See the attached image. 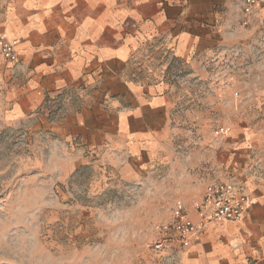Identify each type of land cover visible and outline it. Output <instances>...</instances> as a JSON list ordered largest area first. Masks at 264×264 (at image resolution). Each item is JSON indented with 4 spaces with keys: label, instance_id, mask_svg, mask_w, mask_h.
<instances>
[{
    "label": "rangeland",
    "instance_id": "1",
    "mask_svg": "<svg viewBox=\"0 0 264 264\" xmlns=\"http://www.w3.org/2000/svg\"><path fill=\"white\" fill-rule=\"evenodd\" d=\"M244 40L196 68L145 57L170 85V130L152 158L114 157L95 147L60 99L15 120L0 93V264H178L158 250L156 226L175 205L191 207L231 134L264 130V14ZM69 98V97H68ZM67 98V99H68ZM224 126L226 135H218ZM264 152L263 150H261ZM259 168L257 154L244 163Z\"/></svg>",
    "mask_w": 264,
    "mask_h": 264
},
{
    "label": "crops",
    "instance_id": "2",
    "mask_svg": "<svg viewBox=\"0 0 264 264\" xmlns=\"http://www.w3.org/2000/svg\"><path fill=\"white\" fill-rule=\"evenodd\" d=\"M241 3L0 0V35L16 40L19 53L14 63L0 57L4 102L21 121L53 110L64 98L76 106L66 121L93 146L114 157L152 158L170 130L172 97L145 57L157 54L196 68L218 56L247 36ZM228 137L232 144L208 182L237 180L253 204L241 221L208 225L180 250L178 264H264V130L246 128ZM253 153L257 169L244 164Z\"/></svg>",
    "mask_w": 264,
    "mask_h": 264
},
{
    "label": "built area",
    "instance_id": "3",
    "mask_svg": "<svg viewBox=\"0 0 264 264\" xmlns=\"http://www.w3.org/2000/svg\"><path fill=\"white\" fill-rule=\"evenodd\" d=\"M260 13L264 14V0H242L241 25L245 27L256 22ZM0 57L6 62H18L17 41L0 35ZM226 133L224 126L217 130L218 135ZM252 204V197L237 180L215 178L206 184L200 197L192 200L194 216L190 214L188 206L179 201L173 209L171 220L156 226L163 238L152 245L158 250H166L174 245L180 249L187 248L208 225L223 220L241 221Z\"/></svg>",
    "mask_w": 264,
    "mask_h": 264
},
{
    "label": "bare ground",
    "instance_id": "4",
    "mask_svg": "<svg viewBox=\"0 0 264 264\" xmlns=\"http://www.w3.org/2000/svg\"><path fill=\"white\" fill-rule=\"evenodd\" d=\"M229 133V131H227V133L226 134H228Z\"/></svg>",
    "mask_w": 264,
    "mask_h": 264
}]
</instances>
